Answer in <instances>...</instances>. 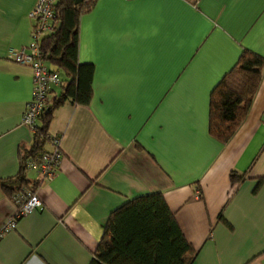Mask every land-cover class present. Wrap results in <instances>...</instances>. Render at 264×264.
Wrapping results in <instances>:
<instances>
[{"label":"crops","instance_id":"0c3cea01","mask_svg":"<svg viewBox=\"0 0 264 264\" xmlns=\"http://www.w3.org/2000/svg\"><path fill=\"white\" fill-rule=\"evenodd\" d=\"M34 1L0 0V179L32 140L19 122L30 68L9 56L29 41ZM243 48L264 58V0H96L78 22L91 99L54 109L47 133L62 156L44 179L30 160L41 205L0 236V264H88L109 212L148 192L162 194L191 245L188 264H264V180L253 192L264 177V65L230 138L207 131L209 92ZM14 209L0 189V225Z\"/></svg>","mask_w":264,"mask_h":264},{"label":"trees","instance_id":"16d2710c","mask_svg":"<svg viewBox=\"0 0 264 264\" xmlns=\"http://www.w3.org/2000/svg\"><path fill=\"white\" fill-rule=\"evenodd\" d=\"M95 1H53L51 25L39 39L38 48L49 67L62 75L64 84L39 113L30 145L22 152L17 150V173L0 179V189L9 197L22 187L35 190L40 182L25 177L26 162L37 161L45 151L54 109L65 100L86 105L91 99L93 66L78 62L77 45L79 17L90 11ZM263 65V57L243 48L209 92L207 131L217 141L226 142L245 117ZM229 180L239 181L241 176L230 171ZM263 180L257 179L253 192ZM218 218L225 222L220 215ZM192 253L162 194L148 192L109 212L88 264H188Z\"/></svg>","mask_w":264,"mask_h":264},{"label":"built area","instance_id":"2783aa9c","mask_svg":"<svg viewBox=\"0 0 264 264\" xmlns=\"http://www.w3.org/2000/svg\"><path fill=\"white\" fill-rule=\"evenodd\" d=\"M53 1H34L28 12V16L34 20L29 41L12 51L9 56L11 61L27 65L30 68L32 93L30 99L25 103L19 122L32 133L35 131L37 117L47 101L49 87L59 83L58 73L47 65L38 48L39 39L49 30L51 25ZM47 143L51 148L41 153L36 162L39 179L50 177L62 156L59 149V137L48 135ZM32 164L33 162L30 160L26 162V166ZM11 200L15 209L12 215L0 225V236L14 228L16 218L41 205L35 190H30L27 187H22L14 192L11 195Z\"/></svg>","mask_w":264,"mask_h":264},{"label":"rangeland","instance_id":"374dc122","mask_svg":"<svg viewBox=\"0 0 264 264\" xmlns=\"http://www.w3.org/2000/svg\"><path fill=\"white\" fill-rule=\"evenodd\" d=\"M58 77H59V82H61L62 84H64V81L62 79V75L61 74H58Z\"/></svg>","mask_w":264,"mask_h":264}]
</instances>
